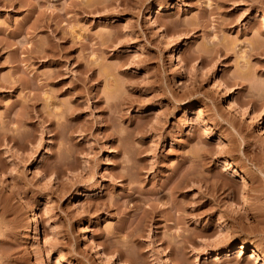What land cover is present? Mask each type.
I'll list each match as a JSON object with an SVG mask.
<instances>
[{
	"label": "rangeland",
	"instance_id": "1",
	"mask_svg": "<svg viewBox=\"0 0 264 264\" xmlns=\"http://www.w3.org/2000/svg\"><path fill=\"white\" fill-rule=\"evenodd\" d=\"M218 1L0 0V264H264V0Z\"/></svg>",
	"mask_w": 264,
	"mask_h": 264
},
{
	"label": "bare ground",
	"instance_id": "2",
	"mask_svg": "<svg viewBox=\"0 0 264 264\" xmlns=\"http://www.w3.org/2000/svg\"><path fill=\"white\" fill-rule=\"evenodd\" d=\"M218 2L220 3L221 1L219 0ZM222 2H223V1H222ZM221 4H222V3H221ZM209 5H211V4H209ZM219 5H220V4H219ZM221 6H222V5H221ZM224 6H225V4H224ZM208 7H209V6H208ZM218 8H219V7H218ZM214 9H215V8H214ZM214 9H213V8H210V13H213V12H215V11L218 10V9H217V10H214ZM220 9H221V8H219V10H220ZM229 23H230V22H229ZM43 24H44V22H43ZM44 25H45V24H44ZM224 27H225V26H224ZM30 50H31L32 52H34V49L31 48ZM39 50H40V49H39ZM44 50H45V49H44ZM44 50H43V51H44ZM36 51L38 52V50H36ZM36 51H35V52H36ZM40 51H41V50H40ZM40 53H41V52H40ZM38 54H39V53H38ZM13 86H14V85H13ZM11 87H12V86H11ZM228 108H229V106H228ZM25 112H26V111H25ZM23 113H24V112H23ZM26 113H28V112H26ZM21 115H22V114H21ZM23 117H26V116H23ZM24 119L26 120V118H22L20 122H22V123L26 122V121H24ZM22 120H23L24 122H23ZM107 130H108V129H107ZM262 132H263V131H262ZM262 132H261V133H262ZM4 137H7V135L5 134ZM181 178H182V177H181ZM186 179H187V178H186ZM186 179H185V181H183V183H180L181 185L178 186V188H180V189L182 188V189H183V188L187 187V185H191V186H192L191 182L188 181L189 178H188L187 180H186ZM182 180H183V179H182ZM199 180H200V179H199ZM179 181H180V180H179ZM190 181H191V180H190ZM198 182H199V181H198ZM176 188H177V186H176ZM178 188H177V189H178ZM205 188H206V191H209V190H211L212 187L209 188V187L206 185ZM180 189H179V190H180ZM179 190H178V191H179ZM174 191H175V189H174ZM176 191H177V190H176ZM182 191H183V190H182ZM184 191H185V190H184ZM184 191H183V192H184ZM206 191H204L203 194H206ZM211 191H212V190H211ZM213 192H215V191H213ZM179 193H180V192H179ZM186 193H187V192H186ZM177 194H178V193H177ZM209 194H210V193H209ZM205 196H206V195H205ZM209 196H210V195H209ZM183 197H184V195H183ZM214 197H215V196H214ZM214 197H213V198H214ZM190 198H191V197H189L188 195H186V197L184 198V199H185V201H184L185 203L183 204V202H182V204L180 205L179 208L177 207L178 204L176 205V207L178 208L179 211H181L182 213H185V212L187 211V212H186L187 214H188V213L191 214V211H193V208H190V201H191ZM180 199H181V198H180ZM178 200H179V198H178ZM174 201H175V200H174ZM197 201H198V200H197ZM209 201H210V200H209ZM211 202L216 203V202H218V200H217V198L215 197L214 199H211ZM174 203H175V202H174ZM194 203H196V202H194ZM219 203H220V202H219ZM211 204H212V203L209 204V202L207 203V201H206V202L202 203V205H201L200 207L198 206L195 210L198 211V210H200L201 208L204 209L206 206H208V205L210 206ZM196 205H197V204H196ZM213 205H214V204H213ZM192 207H193V206H192ZM213 207H214V206H213ZM210 208H211V207H210ZM203 209H202V210H203ZM207 209H208V207H207ZM184 211H185V212H184ZM204 211H205V212H202V213H206V210H204ZM176 212H177V211H176ZM200 212H201V210H200ZM208 212H209V211H208ZM156 213H157V212H156ZM186 213H185V214H186ZM192 213H194V212H192ZM185 214H181V216L183 217V218H182V221H183L184 223H188V224H189V222L191 221V219H189L188 216L185 215ZM190 214H189V215H190ZM194 215H196V214H194ZM179 216H180V215H179ZM179 216H178V217H179ZM190 216H192V215H190ZM202 216H203V215H202ZM194 217H195V216H194ZM179 220H180V219H179ZM184 223H183V224H184ZM192 225H193V224H192ZM195 231H196V230H195ZM185 236H186V235H185ZM190 236H191V235H190ZM185 238H186V237H185ZM187 239H189V238H187ZM187 239H186V240H187ZM239 247H240V248H239L240 252H241L242 250H245V245H244L243 242H242V244H240ZM257 249H258V248H257ZM257 249L254 248V250H253L254 254H258V253H259V251H258ZM226 251H227V253H228V252H231L230 249H227ZM59 263H60V261L57 260L56 264H59Z\"/></svg>",
	"mask_w": 264,
	"mask_h": 264
}]
</instances>
